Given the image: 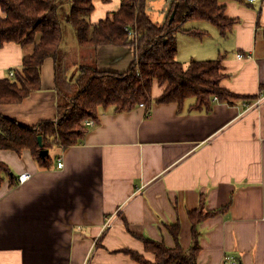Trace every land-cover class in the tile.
I'll return each mask as SVG.
<instances>
[{"label":"crops","instance_id":"crops-1","mask_svg":"<svg viewBox=\"0 0 264 264\" xmlns=\"http://www.w3.org/2000/svg\"><path fill=\"white\" fill-rule=\"evenodd\" d=\"M120 4L94 0L91 22L106 19ZM220 4L236 21L232 31L224 37L213 24L187 26L189 21L184 29L207 34L178 33L177 58L189 65L193 59L221 57L222 85L239 96L258 98L229 104L214 97L203 109L193 108L196 99L191 98L180 108L158 102L167 84L156 81L148 108L117 112L103 107L77 144L47 149L51 162L46 166L28 149L0 150V162L12 173L0 187V264H140L127 249L154 261L139 236L175 247L167 226L178 223L179 241L190 248L189 214L202 199L203 210L216 214L199 224L197 264H231L227 257L237 264H264V0ZM163 18L156 23L163 24ZM40 38L37 34L28 46L0 45V79H13L21 71ZM64 52L76 56L72 65L92 58L89 49ZM97 56L100 71L125 72L136 51L101 45ZM54 68V59H47L41 89L21 103L0 104V114L28 126L57 120ZM23 173L31 178L19 183Z\"/></svg>","mask_w":264,"mask_h":264},{"label":"trees","instance_id":"trees-1","mask_svg":"<svg viewBox=\"0 0 264 264\" xmlns=\"http://www.w3.org/2000/svg\"><path fill=\"white\" fill-rule=\"evenodd\" d=\"M0 7L5 13L0 16V45L17 42L28 46L36 42L37 34L41 35L34 52L24 58L21 71L13 79H0V104L21 103L30 93L41 89L43 63L49 58L55 61L57 120L28 126L0 114V150L21 153L28 149L42 166L51 162L49 153L43 157L42 150L57 144L65 147L77 144L88 131L85 122L89 118L96 120L103 107H113L117 112L132 111L141 104L148 108L156 81L167 84L158 102L178 103L180 108L191 98L196 99L192 106L195 109L209 108L214 97L229 104L239 99L250 103L258 98V95L239 96L222 85L225 75L221 57L205 61L193 59L189 65L177 58L178 33L201 38L207 34L184 29L189 21H208L224 37L232 31L236 21L226 16L220 0H173L163 24L151 19L146 0H121L120 9L98 23L90 20L95 10L94 0H0ZM71 26L78 45L91 50L92 58L77 66L78 71L69 76L71 68L62 45ZM101 45L132 46L136 58L125 72L100 71L97 49ZM39 136L43 147L38 142ZM11 176L8 164L0 162V187ZM15 183L12 178L11 184ZM203 205L204 199L200 208L189 214L193 226L190 248L180 243L181 227L177 223L167 226L176 241L175 247L139 236L145 251L154 254V261L147 260L138 251L127 249L126 253L140 264H197L201 250L199 224L216 214L204 211ZM126 226L129 228L128 223Z\"/></svg>","mask_w":264,"mask_h":264},{"label":"rangeland","instance_id":"rangeland-1","mask_svg":"<svg viewBox=\"0 0 264 264\" xmlns=\"http://www.w3.org/2000/svg\"><path fill=\"white\" fill-rule=\"evenodd\" d=\"M171 1L172 0H146L147 2V7H148V13L150 14L151 18L153 21L157 22V19L156 18H159V16H163L164 18L162 19L163 20V23L165 22V19H166V16H167V13L168 11L170 10L171 6ZM160 22V21H159ZM204 22V23H199V24H195V21H190L187 25V26H191V25H204V24H208L209 26H212V24L210 22ZM211 24V25H210ZM186 38L188 37H184V36H181V40H185ZM65 42L64 44L62 45V50H67L68 52H70L71 54H74L73 53V48L76 47V48H81L78 43H77V40L75 39V33H74V28L71 26L67 29V33H66V36H65ZM188 40V39H187ZM180 50L183 52L182 50V42L180 41ZM75 44V45H74ZM66 47V48H65ZM65 54L67 52H64ZM182 55V54H181ZM180 55V56H181ZM68 59H67V64H69V61H71V72L69 73V76L73 75L76 71H78V68L77 66H79L80 64H75V65H72L74 64L76 56H74L73 58L70 57V55H68ZM77 65V66H76Z\"/></svg>","mask_w":264,"mask_h":264},{"label":"built area","instance_id":"built-area-1","mask_svg":"<svg viewBox=\"0 0 264 264\" xmlns=\"http://www.w3.org/2000/svg\"><path fill=\"white\" fill-rule=\"evenodd\" d=\"M250 1H254V2H256V1H262V0H250ZM239 57H240V58H243V57H245V56L242 55V54H239ZM14 74H15V70H14V71H11V73H10L11 77H14ZM215 100H218V98L216 97ZM140 106L144 107L143 104H141ZM85 125H86V127H88V128H89V126H94V125H95V120L92 119V118H89V120H87V121L85 122ZM62 166H63V161L61 160V161L58 163V167L61 168ZM30 178H31V175H30L29 173H23L22 175H20V177H19V179H18V182H19V183H25L26 181L30 180ZM227 260H228V261H231V264H237V261H236L235 259H233V258L227 257Z\"/></svg>","mask_w":264,"mask_h":264},{"label":"water","instance_id":"water-1","mask_svg":"<svg viewBox=\"0 0 264 264\" xmlns=\"http://www.w3.org/2000/svg\"><path fill=\"white\" fill-rule=\"evenodd\" d=\"M173 17H174V14L171 16L170 21L173 19ZM38 142H39L40 145L43 147L42 136H39V137H38ZM47 154H48V150H47V149L41 151V155H42L43 157H46Z\"/></svg>","mask_w":264,"mask_h":264}]
</instances>
